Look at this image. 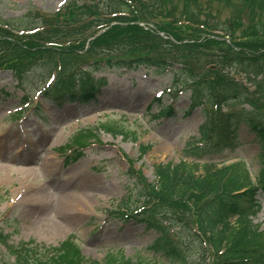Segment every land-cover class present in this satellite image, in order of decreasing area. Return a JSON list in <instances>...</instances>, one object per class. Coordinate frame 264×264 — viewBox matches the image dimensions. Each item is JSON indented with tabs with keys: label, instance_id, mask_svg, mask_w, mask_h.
Returning <instances> with one entry per match:
<instances>
[{
	"label": "rangeland",
	"instance_id": "obj_1",
	"mask_svg": "<svg viewBox=\"0 0 264 264\" xmlns=\"http://www.w3.org/2000/svg\"><path fill=\"white\" fill-rule=\"evenodd\" d=\"M69 1L0 0V17L3 20L20 18L29 11L52 15ZM204 7L197 4L194 9L201 11ZM216 8L220 10L222 20L241 12L243 28L252 25L249 10L241 5H237L236 9L225 5ZM166 9L179 12L182 4L173 0L166 5ZM179 27L190 32L188 27ZM198 34L202 37L206 35L204 32ZM209 47L196 56L172 49L161 56L177 64L175 69H180L183 64L202 75L214 77L217 71L225 77L234 76L231 67L223 65L215 69L208 63L214 54L231 55L240 47L236 46L233 51L219 44ZM124 50L109 55H75V65L102 62L107 56L129 60L146 55L140 50ZM84 65L83 69L88 67ZM211 69L213 72H210ZM86 76L104 83L99 93L86 103L79 100L63 103L55 99L44 100L39 95L50 83L46 81L49 77L47 68L31 70L24 86L17 85L12 72L0 71V230L10 235V244L14 247L32 241L57 246L73 236L83 255L91 260L103 261L112 252L121 253L134 261L138 255L153 260V255L146 249L156 239L157 233L135 220L121 219L116 213H124L126 210L122 207L126 205L135 211L151 202L144 193L139 195L140 189L144 190L143 182L155 181L156 165L177 164L184 158L182 151L186 143L201 139V126L212 113L211 108L202 104L201 100L197 103L200 102L204 108L197 106L193 94L183 90L187 86H178L179 90L176 88L177 100L173 96L168 97L166 91L175 83L173 74H159L155 68L99 70ZM236 77L246 79L244 74ZM177 80L182 81V78ZM247 85L250 92L256 89L254 82ZM162 92L161 103L173 107L169 116L159 115L160 105L156 98ZM253 96L256 99L258 95ZM26 97L28 100H25ZM256 100L259 107L262 106L260 111L264 112V101ZM26 101L32 104L19 107ZM36 105L38 110L35 112ZM222 110L240 115L250 111V108L237 104L230 108L223 106ZM19 112L21 116H15ZM245 120L238 124L240 148L234 152L226 151L214 158L211 164L220 167L224 162L242 160L254 176L259 169L260 148ZM107 126L112 133L106 132ZM81 131L93 132L99 141L91 140V146L75 149L72 141ZM92 137L96 139V136ZM145 147L148 151L142 155ZM131 159L133 167L129 162ZM253 176L250 185L255 182ZM64 184L65 190L74 195L76 202L74 206L66 207L65 215H60L57 202ZM42 193L48 195L44 194L42 200L37 199ZM256 198L261 208L253 217V224L258 228L255 241L264 249V193L259 192ZM184 200L194 206L197 199L187 194ZM77 208L81 214H75L73 210ZM167 211L191 224L195 221L190 210L169 207ZM53 223L60 224L61 229L52 230ZM4 253H7L6 248L0 246V261ZM211 259L208 255V262Z\"/></svg>",
	"mask_w": 264,
	"mask_h": 264
},
{
	"label": "trees",
	"instance_id": "obj_2",
	"mask_svg": "<svg viewBox=\"0 0 264 264\" xmlns=\"http://www.w3.org/2000/svg\"><path fill=\"white\" fill-rule=\"evenodd\" d=\"M172 1L94 0L87 8L71 3L55 16L29 12L19 19L0 17V70H11L20 80L34 67H45L65 75L56 87L68 85L78 75L85 76L81 68H75V55L85 50L88 39L112 23L116 25L89 43L87 55L120 53L124 49L144 51L146 55L129 60L108 57L103 61L107 68L145 65L164 70L170 64L161 55L169 49L196 56L206 52L204 49L211 48L209 46L219 44L231 51L236 46L240 49L231 55L214 54L208 64L215 69L223 65L233 67L236 73H246L250 82L260 75L263 77L255 81L256 91L250 93L241 81L217 74V71L211 77L184 65L176 73L183 77V84L189 81L193 84L195 104L200 105L197 100L205 102L212 113L202 128V143L188 141L182 151L184 158L177 164L156 165V180L143 182L144 190L139 191V195L144 193L148 200L151 199L138 214L141 217L137 222L157 233L146 249L153 260L138 255L134 261L113 252L101 262L91 260L70 238L59 247L23 243L16 248L9 245V236L0 232V244L6 246L10 258L15 257L14 262L8 259L2 264H264V249L255 241L258 228L253 224V217L261 208L256 196L258 192L264 193V113H220L223 105L243 103L258 111L255 94L264 101V0H178L182 10L175 13L166 9ZM197 4L205 7L196 11ZM222 5L246 8L252 25L243 28L241 12L222 20L216 8ZM84 14L88 16L83 18ZM136 22H151L178 43L147 31ZM179 26L188 27L190 32ZM199 27L205 30L204 37L198 34L203 33ZM36 29L39 31L32 35L15 34ZM216 32L229 37L230 44L219 40L221 36ZM211 35L215 37L209 38ZM100 64L101 61H95L90 70L102 68ZM165 113L167 110H163ZM244 118L260 148L259 169L253 185H250L251 174L245 162L222 163L220 167L211 164L214 158L240 147L238 124ZM210 124L211 135L207 129ZM187 194L197 199L194 206L184 200ZM169 207L190 210L195 217L194 223L173 215L167 211ZM208 255L212 257L210 262Z\"/></svg>",
	"mask_w": 264,
	"mask_h": 264
},
{
	"label": "bare ground",
	"instance_id": "obj_3",
	"mask_svg": "<svg viewBox=\"0 0 264 264\" xmlns=\"http://www.w3.org/2000/svg\"><path fill=\"white\" fill-rule=\"evenodd\" d=\"M0 149H1V145H0ZM65 187H66V184L61 186V190H63V193H62V195H60V197L58 198V202H57V206H58L60 215H65L66 214V211H65L66 207L74 206V204L76 202L74 199V195L71 192H67V190H65ZM44 194H46V193H44ZM44 194L42 193L41 195H38L37 199L42 200L43 199L42 197L44 196ZM46 195H48V194H46ZM73 211H75V214H81V213H79V212H81L79 208H77L76 210H73ZM51 229L54 231H59L61 229V225L53 223Z\"/></svg>",
	"mask_w": 264,
	"mask_h": 264
}]
</instances>
